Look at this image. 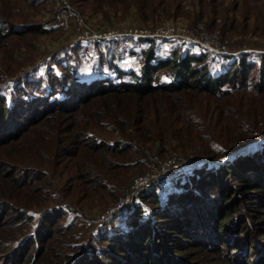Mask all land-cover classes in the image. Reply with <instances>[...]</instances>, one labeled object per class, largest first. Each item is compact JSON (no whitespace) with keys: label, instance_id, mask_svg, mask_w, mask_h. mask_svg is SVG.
<instances>
[{"label":"trees","instance_id":"1","mask_svg":"<svg viewBox=\"0 0 264 264\" xmlns=\"http://www.w3.org/2000/svg\"><path fill=\"white\" fill-rule=\"evenodd\" d=\"M255 2L236 0V8L264 13V0ZM199 4L204 30L226 39L228 23L234 29L237 24L224 0ZM246 31L243 26L240 37ZM31 32L46 30L19 28L0 18V40ZM155 39L144 38L150 44L133 50L138 69L114 65L113 73L92 78L79 75L76 67L69 72L48 67L40 73L46 83L43 76L26 75L6 81L16 73L0 62V84L5 82L0 85V264H264V139L257 150L243 153L252 138L264 137V76H252L256 52L220 54L183 39L160 54ZM9 83L15 85L12 92L6 91ZM201 113L217 119L228 115V139L203 130L196 122ZM182 121L194 126L182 147L167 156ZM95 127L119 137L99 139ZM232 138L236 147L228 148ZM238 148L243 149L214 167L205 161L186 165L171 175L173 188L169 179L149 190L171 176L155 179L136 194L140 201L127 209L120 226L94 222L97 230L114 232L104 250L80 240L84 211L74 199L87 192L77 185L117 200L107 175L117 161L123 165V157L133 153L146 170L171 156L193 153L220 160ZM150 152L155 157L148 163ZM58 165L74 173L63 194L51 190L57 188L51 171ZM160 188L167 191L165 198Z\"/></svg>","mask_w":264,"mask_h":264},{"label":"rangeland","instance_id":"2","mask_svg":"<svg viewBox=\"0 0 264 264\" xmlns=\"http://www.w3.org/2000/svg\"><path fill=\"white\" fill-rule=\"evenodd\" d=\"M107 1L108 2L99 0H68L71 11H77L83 15L85 26L79 25L75 19H72L70 11L69 15L71 20L67 26L59 24L56 20L58 15L57 12L60 13L64 6L62 1H60L58 5V1L56 0H0V16H4L0 18L9 19L19 28L25 25H42L46 30V32L42 33L38 32L33 34V32H31L24 36L10 35L8 38L0 40V62L2 63V67L7 70V72L12 73V70H14L16 73L14 76L7 77L6 81H16L18 80L16 78L24 75L27 76L25 78H38L39 76H43L40 73L44 74L48 67H52L54 70L61 69L63 72H69L73 67H76L78 74L84 78H92L108 72L113 73V69L115 68L114 65L125 69H138L140 66L139 55L134 53L133 50L139 51L142 47L150 44L149 41H144V38H156L155 47L159 50L160 54H164L172 46L180 44L181 40L185 39L189 41L190 39L184 38L186 37L185 34H192V36L201 41L203 46H207L206 48L215 53L230 54L231 52L240 53V51L243 50L255 51L256 53L254 52L255 54L252 56V59L256 60L258 66L254 73H252V76H264L263 10L252 13V8L249 6L242 5L236 8V0H224L225 5H223L228 7L230 16L234 18L233 22H235L237 26H235L234 29L233 24L231 22L228 23V25H232V30H226L228 34L226 33L225 35L228 40H222L218 34L207 33L206 30H204L206 26L201 19L204 15V8L202 5L200 6L199 0ZM261 2H263V0H256L255 5H261ZM227 4L229 5L227 6ZM208 10L212 11L210 7ZM217 13L218 7H216L215 15ZM248 14H252L251 19L246 18ZM254 18L257 21L254 20ZM243 26L248 31L243 33L242 37H240V33L238 32L243 29ZM154 28L155 30L152 31L151 29ZM169 28L179 30L180 33H172L168 31ZM82 29L101 32L103 35L104 32H107V36L80 40L78 35ZM232 33L238 34L234 36ZM226 43L230 44L226 45ZM208 46L213 47L210 48ZM39 78H42V82L44 83L48 82L46 80V75ZM23 81L24 80H20V83ZM3 84H5V82L0 85ZM35 87L36 86H34V88ZM12 88H15V85L9 83L6 91L12 92ZM249 95L250 93H246L247 97ZM247 97H244V99ZM203 106L204 104H199L201 112ZM202 115L203 113H201L200 118L196 119V122H200L199 125H202L203 130L207 128L216 139H228V133L224 129L228 128L226 125L231 124V121H228V115H224L223 119H217V117L206 118L208 114L205 116ZM192 126H194V123L188 124L183 121L176 126L177 135L171 139L172 142H170L168 151H172V153L167 156L173 155V153H176L175 149H180L182 147L181 141L187 134L188 128ZM192 131H194L193 128ZM239 131L240 128H236L234 132L238 133ZM93 132L99 139H104L107 142L119 137L117 135L114 137L111 131L104 128L95 127ZM235 139L236 138H232L229 141L227 145L228 148L236 147L237 141L231 143ZM263 139L264 137L252 138L243 153L257 150L260 145L259 142L263 141ZM242 149L243 148H238L226 155L224 154L220 160L201 156L196 157L193 153L182 154L179 155V157L188 158L194 156L195 161H189L187 163L188 166L189 164H202L205 161L214 167L220 164V162H225L227 158H231ZM155 152L161 156V153H159L157 149ZM120 157L122 156L120 155ZM125 157L127 158L125 159ZM125 157L121 159L123 165H120L117 161V164L114 163L116 169L111 170L108 172L110 174L107 175L109 184L115 191L116 196H118L117 200L114 201L113 198L108 195L100 196V193H92L88 191L87 186H82V184L77 185L83 191L87 192L85 195L79 194V197L74 199V205L81 207L82 211H84V222L82 220V225L80 226L81 228L83 227L80 240L89 244L92 248H97V250H104L107 248L110 244L109 238L114 235V232H101L104 224L114 223L117 227L120 226V219L124 221L125 216L129 213L127 209L130 207L132 208L133 205L140 201V197L136 200L137 195H135L131 202H127L124 209H115L119 200L121 198V201L124 200L128 194L131 193L133 178L147 171L155 170L161 162L163 163L164 160L167 159H162L157 167L153 166L145 170L147 165L145 163L140 164L135 162L136 157L133 153ZM148 157L149 163L150 158L155 156L150 152ZM124 162H126L127 165H125ZM164 167H168V165ZM66 169H63V166L60 165L52 169L51 172H54L53 178L57 186L55 189L51 188L52 191L63 194V191H66L68 186L72 183L69 178H71L74 173H70ZM174 173L173 170H170L166 173L164 178ZM169 179L171 181L169 185L173 188V184L176 183V181L175 177L171 176L152 185L149 190H155L156 185H159L160 182L163 183L162 187L165 186V182ZM154 180H152L151 183ZM107 190L108 189H103V191ZM159 191L161 197L165 198L167 196V191L163 193L161 188ZM72 194L73 191H70V198H73ZM39 208L40 205L34 207L36 210ZM180 210L182 209L180 208ZM94 222H103V224H101L103 227L97 230L100 225L95 226L93 225ZM235 245L243 249V245L236 243ZM249 248L252 250L251 244Z\"/></svg>","mask_w":264,"mask_h":264},{"label":"built area","instance_id":"3","mask_svg":"<svg viewBox=\"0 0 264 264\" xmlns=\"http://www.w3.org/2000/svg\"><path fill=\"white\" fill-rule=\"evenodd\" d=\"M56 1H58L57 3L58 5L60 1H62L64 4L61 12L60 13L57 12L58 15H57L56 20L59 24L61 25L63 24L67 26L69 25V22L71 20L70 15H69V11H70L72 19H75L79 23V25L85 26V20H84L83 15L77 11L72 12L71 6L68 0H56ZM168 31L175 33V34L180 33L179 30H174L170 28L168 29ZM181 34H184V33H181ZM103 36H107V32H104V35H103V33L101 32L82 29L78 35V38L80 40H89V39H95V38H99ZM185 36L186 37L184 38H188L192 41H196L197 43L201 44V41L196 39V37L192 36V34L191 35L185 34ZM208 47L212 48L213 46H208ZM193 160L195 161L194 156H191L188 158H185V157L181 158L179 156L169 157L165 159L163 163L161 162L162 165L160 163L159 166L155 168V170L147 171L146 173L135 176L131 183V189H132L131 193L128 194V196L122 201H121L122 199L121 198L119 202L117 203L115 209H124L126 207L127 202H131L134 196L138 192L145 190L149 186L151 181L154 180L155 178L164 177L166 173H168L170 170H173V172L176 173L181 167L186 166L189 161L194 162ZM165 165H168V167H164Z\"/></svg>","mask_w":264,"mask_h":264},{"label":"bare ground","instance_id":"4","mask_svg":"<svg viewBox=\"0 0 264 264\" xmlns=\"http://www.w3.org/2000/svg\"><path fill=\"white\" fill-rule=\"evenodd\" d=\"M231 53H232V54H236L235 52H231ZM182 168H183V167H181L180 169H182ZM180 169H179V170H180Z\"/></svg>","mask_w":264,"mask_h":264},{"label":"water","instance_id":"5","mask_svg":"<svg viewBox=\"0 0 264 264\" xmlns=\"http://www.w3.org/2000/svg\"><path fill=\"white\" fill-rule=\"evenodd\" d=\"M246 51H248V50H243V51H240V52H246Z\"/></svg>","mask_w":264,"mask_h":264}]
</instances>
